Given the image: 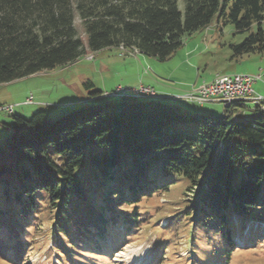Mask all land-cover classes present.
Here are the masks:
<instances>
[{"label": "trees", "instance_id": "1", "mask_svg": "<svg viewBox=\"0 0 264 264\" xmlns=\"http://www.w3.org/2000/svg\"><path fill=\"white\" fill-rule=\"evenodd\" d=\"M183 2L184 13L177 0H0V84L76 63L87 52L77 19L93 53L120 47L167 60L186 35L214 22L249 32L231 45L232 58L264 53V0ZM261 104L247 115L237 102L215 117L123 97L57 120L46 112L16 117L0 142V258L26 264L50 227L49 261L109 264L110 247L155 224L142 206L174 188L197 201L182 207L178 199L180 210L162 228L170 235L151 242L154 262L166 263L169 248L176 256L186 235L192 248L187 258L176 256L178 264H207L194 251L197 233L205 244L217 236L227 245L210 264H233L239 250L263 248Z\"/></svg>", "mask_w": 264, "mask_h": 264}, {"label": "rangeland", "instance_id": "2", "mask_svg": "<svg viewBox=\"0 0 264 264\" xmlns=\"http://www.w3.org/2000/svg\"><path fill=\"white\" fill-rule=\"evenodd\" d=\"M177 1L180 11L184 13L183 0ZM75 24L87 49L86 54L76 63L12 83L0 84V142L5 141L9 133L7 126L14 124L16 117L30 120L34 114L46 112L52 120H57L82 109L86 104L92 106L103 101L121 102L122 98H92L93 92L100 91L106 95V92L114 90L118 85L122 87L144 85L159 90V84H162L170 89L188 90L186 93H189L198 85L213 81L218 75L250 74L263 76L262 80L253 85V90L255 97L264 98V53L232 58L234 53L231 45L243 42L249 32L236 33L231 24L222 26L214 22L206 30L190 36L186 35L183 38V46L167 60L140 53L126 54L122 57V52H130L124 48H110L93 53L88 49L87 38L80 20L77 19ZM262 27L264 28V22ZM253 31H256V27L252 29ZM91 54L94 55V59L88 60L92 56H87ZM31 96L34 103L25 104L26 99ZM176 103L175 105L182 109H190L208 116L221 117L226 114L225 108L219 103L204 105L186 101H176ZM257 105L255 102H247L246 114L253 115ZM8 107H13V114L2 110ZM183 198L184 195L174 188L163 196L148 200L142 207H146L151 212L152 221L155 224L137 231L135 236L121 248L110 247L113 255L112 260H107L109 264H160L161 262L153 260L154 249L151 242L155 239L168 238L169 229L162 228L166 227L169 217L180 210L176 202ZM184 200L185 202L180 204L182 207H185L187 202L195 203L197 198L188 193ZM47 231H50V227L40 233L41 236L36 240L40 250L28 258L26 264H59L61 258L56 255L53 256L52 262L49 261V249L45 239ZM196 238L201 245L195 246L194 251L199 258L206 260L207 264L219 260L227 246L217 236L214 237L215 243L209 241L206 244L199 238L198 233ZM181 241L176 256L185 259L189 256L192 247L186 235ZM86 249L90 248L86 247ZM175 251L172 248L168 249L169 260L164 264L179 263L180 260L172 256ZM8 252L12 254L11 251ZM89 253H95V251L90 250ZM24 261H26L25 258ZM191 261L192 259L189 262ZM0 264L13 263L0 258ZM233 264H264V247L239 250L236 252Z\"/></svg>", "mask_w": 264, "mask_h": 264}, {"label": "built area", "instance_id": "3", "mask_svg": "<svg viewBox=\"0 0 264 264\" xmlns=\"http://www.w3.org/2000/svg\"><path fill=\"white\" fill-rule=\"evenodd\" d=\"M135 55L139 52H122L121 56L126 54ZM94 55L88 58V60H93ZM261 75H233V76H218L211 82H204L193 91L185 95L179 96L175 99L185 100L191 103L206 104V103H226L229 99L243 100L247 102H261L264 99L262 97H255L253 85L262 80ZM118 95H130L131 97H141V98H158L157 93L151 87H122L118 86L113 91L104 95L105 98H116ZM34 103V99L31 96L26 99L25 104ZM8 113H13V107L3 108Z\"/></svg>", "mask_w": 264, "mask_h": 264}, {"label": "crops", "instance_id": "4", "mask_svg": "<svg viewBox=\"0 0 264 264\" xmlns=\"http://www.w3.org/2000/svg\"><path fill=\"white\" fill-rule=\"evenodd\" d=\"M121 49V48H120ZM119 86V85H118ZM144 86V85H143ZM152 88V87H151ZM154 89V88H153ZM158 95L163 99L164 102L175 104L176 102H173V98H177L179 96L185 95L187 91H181L176 88L170 89L166 85L159 84V90H155ZM261 97V96H260ZM263 98V97H262ZM264 99V98H263ZM177 104V103H176Z\"/></svg>", "mask_w": 264, "mask_h": 264}, {"label": "bare ground", "instance_id": "5", "mask_svg": "<svg viewBox=\"0 0 264 264\" xmlns=\"http://www.w3.org/2000/svg\"><path fill=\"white\" fill-rule=\"evenodd\" d=\"M134 52H138L137 50H134ZM218 76H227V75H218ZM218 76H216L215 78H217ZM230 76V75H229ZM214 78V79H215ZM257 83V82H256ZM153 89V88H152ZM196 88H194V89H192L191 90V93H193V91L195 90ZM155 91V90H154ZM156 92V91H155ZM157 93V92H156ZM120 97H131L130 95H118L116 98H120ZM134 98H141V97H134ZM143 99V98H142ZM145 99H153V98H145ZM237 102H242V103H245V101H243V100H236V99H229V101L228 102H226V103H222V105L224 106V107H229V106H231L232 104H234V103H237ZM256 104H261V102H255Z\"/></svg>", "mask_w": 264, "mask_h": 264}]
</instances>
